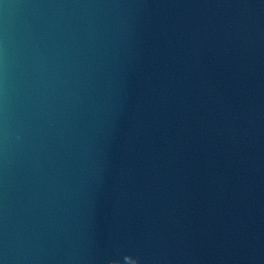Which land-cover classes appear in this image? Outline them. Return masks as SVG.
Instances as JSON below:
<instances>
[{"label": "water", "instance_id": "1", "mask_svg": "<svg viewBox=\"0 0 264 264\" xmlns=\"http://www.w3.org/2000/svg\"><path fill=\"white\" fill-rule=\"evenodd\" d=\"M264 264V0H0V264Z\"/></svg>", "mask_w": 264, "mask_h": 264}, {"label": "clouds", "instance_id": "2", "mask_svg": "<svg viewBox=\"0 0 264 264\" xmlns=\"http://www.w3.org/2000/svg\"><path fill=\"white\" fill-rule=\"evenodd\" d=\"M133 264H134V262H133Z\"/></svg>", "mask_w": 264, "mask_h": 264}]
</instances>
